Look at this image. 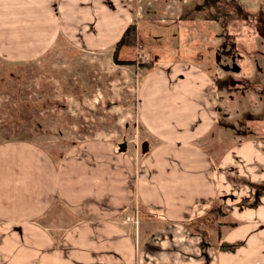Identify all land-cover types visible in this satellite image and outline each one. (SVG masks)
Wrapping results in <instances>:
<instances>
[{
	"label": "crops",
	"instance_id": "0c3cea01",
	"mask_svg": "<svg viewBox=\"0 0 264 264\" xmlns=\"http://www.w3.org/2000/svg\"><path fill=\"white\" fill-rule=\"evenodd\" d=\"M131 20L101 0H0V57L31 61L65 42L112 52ZM173 64L170 86L158 70L136 89L143 155L98 139L68 147L55 165L36 146L0 143V264H202L198 242L211 230V245L244 246L209 245V264H241L264 246V193L234 182L236 173L264 182V142L219 128L211 79L190 65L180 77ZM139 209L140 228L123 222ZM153 222L157 237L144 228Z\"/></svg>",
	"mask_w": 264,
	"mask_h": 264
},
{
	"label": "rangeland",
	"instance_id": "374dc122",
	"mask_svg": "<svg viewBox=\"0 0 264 264\" xmlns=\"http://www.w3.org/2000/svg\"><path fill=\"white\" fill-rule=\"evenodd\" d=\"M101 1L138 21L140 40L135 47H123L120 55L118 52L120 59L134 63L115 64L111 51L86 54L79 44L75 48L66 42L31 61L0 57V143L20 140L36 146L55 165L68 147L98 139L114 144L124 140L137 156L143 155L141 144L148 142L135 129L136 89L150 72L158 70L168 73L170 86L168 75L173 63H178L180 77L192 67L191 71L203 77L221 80L228 75L237 82L230 94L219 89L223 119L234 121L236 127L237 119H242L239 128L246 127L247 131L243 135L235 132L236 142H264V0ZM226 33L230 38H225ZM145 63L151 67L143 66ZM245 80L257 83L251 85ZM245 180L235 174L238 187H244ZM142 214L139 209V228ZM159 227L157 222L144 225L156 237ZM207 232L202 233L196 250L202 253V264H209L206 251L211 250L210 246L229 253L244 246L243 241L211 245L217 231ZM153 240H149L151 246ZM261 246L252 253H242L241 264H264Z\"/></svg>",
	"mask_w": 264,
	"mask_h": 264
},
{
	"label": "trees",
	"instance_id": "16d2710c",
	"mask_svg": "<svg viewBox=\"0 0 264 264\" xmlns=\"http://www.w3.org/2000/svg\"><path fill=\"white\" fill-rule=\"evenodd\" d=\"M105 3L110 9H114L111 5H109V3H107V2H105ZM227 37L230 38V36L226 33L225 34V38H227ZM137 41H138V21L135 19V16H134L132 18L131 22L128 23L127 26L125 27V29L123 30V32H122L121 36L119 37V39L114 44V47H113V50H112V60H113V62L115 64H122V65L123 64H133L134 61H132V60L120 59L118 57V52H119L120 48H122V47H135L136 44H137ZM230 44L231 43H229V47H230ZM232 45H233V47H232L231 50H230L229 47H227L228 48V53H227L228 55H229V50H230L231 55L233 53L234 41H232ZM218 55L221 56L220 53H218ZM142 65L146 66V67L148 66V68L151 67L150 64H146V63L142 64ZM246 81L247 80H245V82ZM247 82H249V84H251V85H253L254 83H257V81H253V80H250V81H247ZM236 85H238V83L234 82L233 79H231L228 75H226L225 78H223L221 80L220 79H216V78H211V86L210 87H212L211 90H212L213 94H216L217 100L219 101V93H218L219 89H223L226 92H228V93L230 92L231 93L233 90L235 91L234 88L236 87ZM242 90L243 89H241V91ZM241 91H239V92H241ZM216 110L218 111L217 125H218L219 128H221L223 131H228V132L230 130V133H232L233 135L236 134V133H237L236 135L245 134V130L247 131V128L246 127H244V128L240 127L239 128V126L242 123V119L241 118L237 119L238 120V126L236 127L235 125H237V124H234V121H229V120H227V118H226V120L223 119L224 118L223 112H222V109H221L219 104L216 107ZM246 136H248V135H246ZM248 139H249V137H248ZM238 178H240V177H238ZM243 183L248 185L250 188H254V190L259 189L260 188L259 186H261V187L263 186V188H264V182L260 183V185H259L258 183H254V182H252L250 180H245ZM263 188H260V189H262L261 192H260V195L264 193ZM260 195H258V198L260 197ZM258 201L259 200H257V203H258ZM236 224H237V222L235 220L234 222H232L230 224V226H235ZM236 243L237 244H239V243L241 244V241H237ZM204 256L206 257V253H204Z\"/></svg>",
	"mask_w": 264,
	"mask_h": 264
},
{
	"label": "built area",
	"instance_id": "2783aa9c",
	"mask_svg": "<svg viewBox=\"0 0 264 264\" xmlns=\"http://www.w3.org/2000/svg\"><path fill=\"white\" fill-rule=\"evenodd\" d=\"M123 222H131L136 228L137 224H138V213H137V211H135V214L133 216H126L124 218Z\"/></svg>",
	"mask_w": 264,
	"mask_h": 264
},
{
	"label": "water",
	"instance_id": "95a60500",
	"mask_svg": "<svg viewBox=\"0 0 264 264\" xmlns=\"http://www.w3.org/2000/svg\"><path fill=\"white\" fill-rule=\"evenodd\" d=\"M146 144L144 143L143 146H145ZM118 150L119 151H124L125 147H126V142L123 140L122 142H119L117 144Z\"/></svg>",
	"mask_w": 264,
	"mask_h": 264
}]
</instances>
